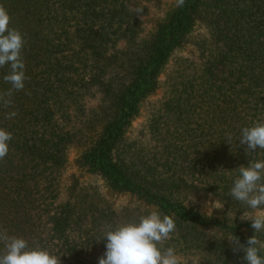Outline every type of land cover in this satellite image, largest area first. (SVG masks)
I'll return each instance as SVG.
<instances>
[{
	"label": "trees",
	"instance_id": "1",
	"mask_svg": "<svg viewBox=\"0 0 264 264\" xmlns=\"http://www.w3.org/2000/svg\"><path fill=\"white\" fill-rule=\"evenodd\" d=\"M0 5L10 14V27L25 37L27 77L11 106L0 104V128L13 136L0 161V229L47 249L60 264H99L106 237L97 239L105 226L138 222L147 214L143 207L174 219L164 247L174 248L181 264L228 263L232 243L206 231H224L244 244L255 235L251 222L233 228L226 216L203 215L185 201L195 193L237 216L248 211L227 194L238 167L264 159L259 149L246 155L238 140L243 127L264 121V0H186L167 10L147 38L139 36L130 0ZM197 24L209 32L197 56L201 61H183L185 72L171 80L151 118L155 146L138 149L124 141L125 129ZM8 72L7 65L0 68V92L11 87L4 81ZM13 111L17 115L6 119ZM72 145L82 149L80 168L139 207L119 216L99 188L78 181L63 197L65 151ZM256 235L264 241V233ZM237 253L242 260L244 253Z\"/></svg>",
	"mask_w": 264,
	"mask_h": 264
},
{
	"label": "clouds",
	"instance_id": "2",
	"mask_svg": "<svg viewBox=\"0 0 264 264\" xmlns=\"http://www.w3.org/2000/svg\"><path fill=\"white\" fill-rule=\"evenodd\" d=\"M186 0H175V7L181 8ZM134 12L140 16L142 9L135 7ZM11 17L7 9L0 5V68L9 67L4 81L11 85L0 92V104L5 108L11 106L14 91L25 88V63L22 50L25 46L24 35L16 28L10 27ZM15 111L6 114L12 119ZM12 133L0 128V161L9 152ZM229 134L227 143L231 144ZM239 143L246 145L245 153L251 156L257 149L264 151V121L254 122L241 129ZM237 175L227 195L241 205L247 207L240 217L242 221H250L255 235L242 244L235 235L227 237L233 245V252L244 253L245 264H264V241L257 238V233H264V159L251 160L247 166L236 169ZM219 205L215 208H222ZM175 221L158 210L141 215L138 222H129L113 227L106 225L103 236L106 237V251L99 258V264H181V259L172 247H164V242L175 231ZM225 238V237H224ZM222 238V240L224 239ZM0 243L4 250L0 253V264H60L59 256L47 249L33 248L23 237L10 236L7 230L0 229Z\"/></svg>",
	"mask_w": 264,
	"mask_h": 264
},
{
	"label": "rangeland",
	"instance_id": "3",
	"mask_svg": "<svg viewBox=\"0 0 264 264\" xmlns=\"http://www.w3.org/2000/svg\"><path fill=\"white\" fill-rule=\"evenodd\" d=\"M132 8L140 7L142 9V14L139 16V36L141 38H147L153 31L155 25L163 19L164 14L167 10H170L175 5V0H161L154 4H143L139 0H130ZM209 40V32L206 28L200 24H197L192 32L187 36L186 44L179 48V50L174 53L165 63L156 79V87L153 92H151L143 101V103L138 107L136 116L131 120L130 124L126 127L124 133V141L131 143L135 142L141 146H137L138 149L142 147L148 149L153 148L155 145L151 140L149 134V126L151 124V118L161 107L162 101L165 99L167 90L170 87V82L172 79L176 78L180 73L185 72L186 66L183 61L195 60L197 63V56L201 54V48L204 46L203 40ZM187 69L188 68L187 65ZM150 148V149H151ZM82 149L79 146L72 145L69 146L65 151V165L61 176V185L59 186L60 193L65 197V191L68 185H71L74 181H78L81 186H93L99 188V190L104 195L105 199L109 200L112 207L118 211L119 216H125L124 209L134 207L137 208L139 205L126 194L112 193L107 188L105 182L86 171L85 168H80L78 166V160L81 155ZM185 204L193 206L200 211L201 214L206 216H218L225 217L228 220V225L233 226V228L248 222L247 220L242 221L240 217L232 212H227L224 207L215 208L219 206L211 196L205 197L202 195L191 194ZM62 201V200H61ZM122 209V210H121ZM142 212L147 214L151 210H146L143 207L139 208ZM237 222L235 223V221ZM250 222V221H249ZM235 223V224H234ZM207 234L215 236V238L223 240L230 245V241L227 237H231L228 233L227 236L224 235V231L217 229H209L206 231ZM238 232L242 233L243 236L247 237L249 232L247 228H238ZM240 254L237 252H231L226 264H244L243 260L237 259Z\"/></svg>",
	"mask_w": 264,
	"mask_h": 264
}]
</instances>
